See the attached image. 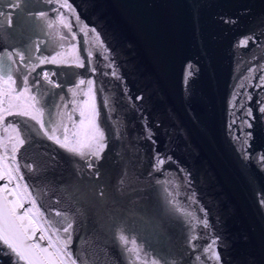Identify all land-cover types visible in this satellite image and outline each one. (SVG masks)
<instances>
[{
	"label": "water",
	"instance_id": "water-1",
	"mask_svg": "<svg viewBox=\"0 0 264 264\" xmlns=\"http://www.w3.org/2000/svg\"><path fill=\"white\" fill-rule=\"evenodd\" d=\"M0 264H264V0H0Z\"/></svg>",
	"mask_w": 264,
	"mask_h": 264
}]
</instances>
